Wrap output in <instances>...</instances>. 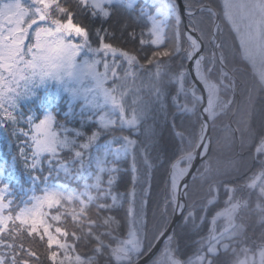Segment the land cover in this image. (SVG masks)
Listing matches in <instances>:
<instances>
[{
	"label": "snow or ice",
	"instance_id": "6c2138e0",
	"mask_svg": "<svg viewBox=\"0 0 264 264\" xmlns=\"http://www.w3.org/2000/svg\"><path fill=\"white\" fill-rule=\"evenodd\" d=\"M0 130V264H264V0H0Z\"/></svg>",
	"mask_w": 264,
	"mask_h": 264
},
{
	"label": "trees",
	"instance_id": "16d2710c",
	"mask_svg": "<svg viewBox=\"0 0 264 264\" xmlns=\"http://www.w3.org/2000/svg\"><path fill=\"white\" fill-rule=\"evenodd\" d=\"M153 0H141V3L151 4ZM16 150L15 138L7 135L3 130H0V164L4 160H11L10 153ZM7 174V170L5 171ZM19 175V173H17Z\"/></svg>",
	"mask_w": 264,
	"mask_h": 264
},
{
	"label": "rangeland",
	"instance_id": "374dc122",
	"mask_svg": "<svg viewBox=\"0 0 264 264\" xmlns=\"http://www.w3.org/2000/svg\"><path fill=\"white\" fill-rule=\"evenodd\" d=\"M255 164V162H253Z\"/></svg>",
	"mask_w": 264,
	"mask_h": 264
}]
</instances>
